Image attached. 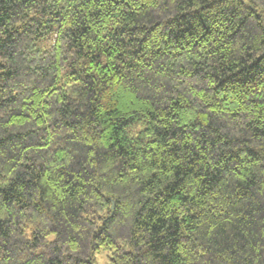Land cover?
<instances>
[{"label":"trees","instance_id":"obj_1","mask_svg":"<svg viewBox=\"0 0 264 264\" xmlns=\"http://www.w3.org/2000/svg\"><path fill=\"white\" fill-rule=\"evenodd\" d=\"M264 264V0H0V264Z\"/></svg>","mask_w":264,"mask_h":264},{"label":"rangeland","instance_id":"obj_2","mask_svg":"<svg viewBox=\"0 0 264 264\" xmlns=\"http://www.w3.org/2000/svg\"><path fill=\"white\" fill-rule=\"evenodd\" d=\"M97 264H110L106 252L97 254Z\"/></svg>","mask_w":264,"mask_h":264}]
</instances>
